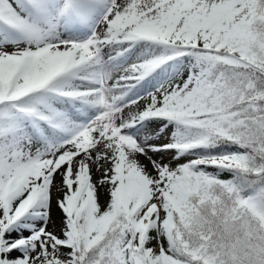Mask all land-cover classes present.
Masks as SVG:
<instances>
[{
	"label": "snow or ice",
	"instance_id": "snow-or-ice-1",
	"mask_svg": "<svg viewBox=\"0 0 264 264\" xmlns=\"http://www.w3.org/2000/svg\"><path fill=\"white\" fill-rule=\"evenodd\" d=\"M0 264H264V0H0Z\"/></svg>",
	"mask_w": 264,
	"mask_h": 264
}]
</instances>
